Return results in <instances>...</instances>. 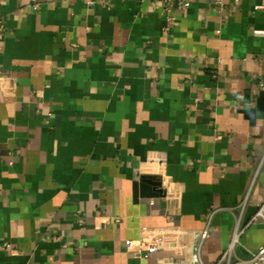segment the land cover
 Wrapping results in <instances>:
<instances>
[{
	"label": "crops",
	"instance_id": "1",
	"mask_svg": "<svg viewBox=\"0 0 264 264\" xmlns=\"http://www.w3.org/2000/svg\"><path fill=\"white\" fill-rule=\"evenodd\" d=\"M189 1L0 0V264L264 246V0ZM142 178L164 194L135 201Z\"/></svg>",
	"mask_w": 264,
	"mask_h": 264
},
{
	"label": "built area",
	"instance_id": "2",
	"mask_svg": "<svg viewBox=\"0 0 264 264\" xmlns=\"http://www.w3.org/2000/svg\"><path fill=\"white\" fill-rule=\"evenodd\" d=\"M239 0H234V2H238ZM166 6L170 9L172 7L178 6L181 9H186L190 5L189 0H164ZM218 4H221L222 0H216ZM2 29V23L0 21V30ZM255 35L257 36H263L264 37V31H256ZM262 168L264 170V163L262 164ZM254 222H260L264 224V202L259 205L257 208L255 214L252 216L250 223ZM239 236V232H235L232 240V244L230 248L223 254L221 260L228 259L229 254L231 251V247L233 243L236 241V239ZM208 237V231L205 229L199 233L198 240L196 242L194 253L191 255L190 258V264H202L201 257H200V248L202 242ZM156 247L154 245H138L137 249L133 251L134 257H140L141 253H147L151 254L155 252ZM250 264H264V246L260 247L250 258L249 261Z\"/></svg>",
	"mask_w": 264,
	"mask_h": 264
},
{
	"label": "water",
	"instance_id": "3",
	"mask_svg": "<svg viewBox=\"0 0 264 264\" xmlns=\"http://www.w3.org/2000/svg\"><path fill=\"white\" fill-rule=\"evenodd\" d=\"M256 112H264V91L259 94L256 108L246 113L253 117ZM160 186L161 184L159 181H155L151 178H142L133 185V198L136 201L138 198L159 197L164 194Z\"/></svg>",
	"mask_w": 264,
	"mask_h": 264
}]
</instances>
